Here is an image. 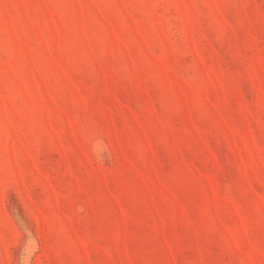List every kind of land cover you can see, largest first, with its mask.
<instances>
[{
	"label": "rangeland",
	"instance_id": "374dc122",
	"mask_svg": "<svg viewBox=\"0 0 264 264\" xmlns=\"http://www.w3.org/2000/svg\"><path fill=\"white\" fill-rule=\"evenodd\" d=\"M0 264H264V0H0Z\"/></svg>",
	"mask_w": 264,
	"mask_h": 264
}]
</instances>
